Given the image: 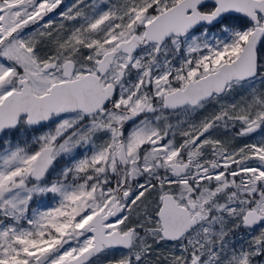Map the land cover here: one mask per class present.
I'll use <instances>...</instances> for the list:
<instances>
[{
	"label": "snow or ice",
	"instance_id": "obj_1",
	"mask_svg": "<svg viewBox=\"0 0 264 264\" xmlns=\"http://www.w3.org/2000/svg\"><path fill=\"white\" fill-rule=\"evenodd\" d=\"M0 264H264V0H0Z\"/></svg>",
	"mask_w": 264,
	"mask_h": 264
},
{
	"label": "rangeland",
	"instance_id": "obj_2",
	"mask_svg": "<svg viewBox=\"0 0 264 264\" xmlns=\"http://www.w3.org/2000/svg\"><path fill=\"white\" fill-rule=\"evenodd\" d=\"M71 3H72V2H71ZM71 3H70V4H71ZM68 4H69V3H68ZM70 4H69V5H70ZM245 139H247V138H241V139L237 140L236 143H237V144H241V143H243V142L245 141Z\"/></svg>",
	"mask_w": 264,
	"mask_h": 264
},
{
	"label": "flooded vegetation",
	"instance_id": "obj_3",
	"mask_svg": "<svg viewBox=\"0 0 264 264\" xmlns=\"http://www.w3.org/2000/svg\"><path fill=\"white\" fill-rule=\"evenodd\" d=\"M71 2H73V0H65V4L69 5ZM69 3V4H68Z\"/></svg>",
	"mask_w": 264,
	"mask_h": 264
}]
</instances>
